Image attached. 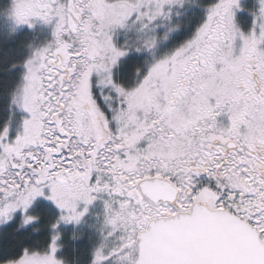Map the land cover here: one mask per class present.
Returning <instances> with one entry per match:
<instances>
[{
    "label": "snow or ice",
    "instance_id": "snow-or-ice-1",
    "mask_svg": "<svg viewBox=\"0 0 264 264\" xmlns=\"http://www.w3.org/2000/svg\"><path fill=\"white\" fill-rule=\"evenodd\" d=\"M0 264H264V0H0Z\"/></svg>",
    "mask_w": 264,
    "mask_h": 264
}]
</instances>
